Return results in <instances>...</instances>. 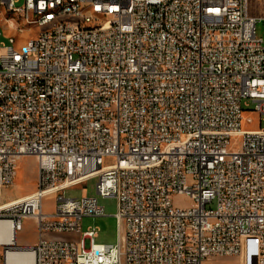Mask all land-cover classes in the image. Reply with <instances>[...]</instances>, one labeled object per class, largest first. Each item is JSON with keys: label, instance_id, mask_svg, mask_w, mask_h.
Masks as SVG:
<instances>
[{"label": "built area", "instance_id": "obj_1", "mask_svg": "<svg viewBox=\"0 0 264 264\" xmlns=\"http://www.w3.org/2000/svg\"><path fill=\"white\" fill-rule=\"evenodd\" d=\"M249 2L0 0L22 17L0 35V197L19 158L37 169L35 191L0 205V264H204L240 257L245 239L264 264V130L240 131L243 100L264 117V18ZM57 15L78 23L50 30ZM90 180L116 201L113 245L80 230L105 216L96 198L64 197ZM25 221L34 246L17 244Z\"/></svg>", "mask_w": 264, "mask_h": 264}, {"label": "rangeland", "instance_id": "obj_2", "mask_svg": "<svg viewBox=\"0 0 264 264\" xmlns=\"http://www.w3.org/2000/svg\"><path fill=\"white\" fill-rule=\"evenodd\" d=\"M20 1L17 6H20ZM249 15L256 18H264V0H250ZM3 16V15H2ZM5 29V26H4ZM0 31L4 34H9L8 30H2L0 25ZM30 34V31H24L19 38H25ZM35 34H30V39ZM256 35L258 38L264 40V21H257L256 23ZM1 43L7 45V41L3 38L0 39ZM242 101V121L240 131H255L264 130V117L256 112H253V104H249L246 108ZM250 119L251 122L247 123ZM36 159L33 157H21L17 161L16 165V177L13 181V185L10 188L5 189L1 193L0 205L11 202L14 198L25 197L35 191L36 189ZM97 180H90L83 186L69 188L64 191V197L66 199H78L81 197L96 198L98 206L104 211V217L98 218H84L80 222L81 232H86L89 229L97 230V236L94 239V243L98 245H113L116 241L117 223L115 219L116 214V201L114 198H101L97 197L95 193V185ZM56 196L51 195L43 200V212L45 214L52 213L55 209ZM177 205H188L189 202L185 198H175L173 201ZM80 235H53L44 234V239L54 241H78ZM17 244L20 246H34L38 241L37 227L32 221H25L23 224V230L17 234ZM255 244L253 239L243 240V251H247L248 255L254 252ZM1 252V248H0ZM248 262L251 259L248 258ZM204 264H239V257L234 258H210L206 260Z\"/></svg>", "mask_w": 264, "mask_h": 264}, {"label": "bare ground", "instance_id": "obj_3", "mask_svg": "<svg viewBox=\"0 0 264 264\" xmlns=\"http://www.w3.org/2000/svg\"><path fill=\"white\" fill-rule=\"evenodd\" d=\"M57 6H78V0H57ZM3 15V16H2ZM88 16L93 19L101 18V11L96 9H88ZM8 19V20H7ZM14 21V25H22V17L19 13L14 11H4L0 9V25L2 30H8L9 34H4L0 31V35H3L5 39H14L17 36V29L11 28V21ZM78 16L77 15H57L54 20L50 22V30H59L61 25L64 24H77ZM31 24H39V27H47V20H39V16L31 17ZM5 26V29H4ZM30 41H37V34L34 35ZM23 197L14 198L11 200L12 203L18 202ZM11 264V263H9Z\"/></svg>", "mask_w": 264, "mask_h": 264}, {"label": "crops", "instance_id": "obj_4", "mask_svg": "<svg viewBox=\"0 0 264 264\" xmlns=\"http://www.w3.org/2000/svg\"><path fill=\"white\" fill-rule=\"evenodd\" d=\"M248 258L251 259V262H248ZM255 259H256V252H251L250 255H248L247 251H243L242 248V254L239 257V264H255Z\"/></svg>", "mask_w": 264, "mask_h": 264}]
</instances>
